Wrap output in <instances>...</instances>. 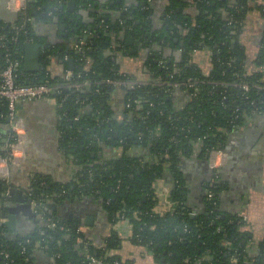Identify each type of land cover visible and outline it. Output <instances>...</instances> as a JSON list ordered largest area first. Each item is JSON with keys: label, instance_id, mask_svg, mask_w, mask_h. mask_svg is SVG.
Instances as JSON below:
<instances>
[{"label": "trees", "instance_id": "obj_1", "mask_svg": "<svg viewBox=\"0 0 264 264\" xmlns=\"http://www.w3.org/2000/svg\"><path fill=\"white\" fill-rule=\"evenodd\" d=\"M73 1L75 12L69 13L60 9L64 0H26L16 19L0 20V71L9 53L21 60L17 84L61 88L60 94L53 95L68 107L60 144L80 166L74 185H41L44 182L37 180L31 186L32 197L41 201L57 196L58 201L67 202L74 196H92L109 224H116L124 215L131 225L130 242L147 249L160 264H264V241L256 255L250 256L233 217L221 212V183L213 184L212 201L205 198L204 209L193 213L184 203L177 171L193 146L199 145L207 159L212 149L224 150L230 133L245 119L264 115V90L259 88L264 87V4L257 8L263 27L257 51L249 61L240 43L251 11L249 0H168L162 25H153L138 0L128 6L125 0ZM188 5L195 9L193 16L183 12ZM86 7L91 8L92 28L82 32L78 12ZM56 16L68 24L73 40L67 43L71 45L36 32L38 24H52ZM63 17H72L78 27ZM30 39L42 46L36 73L23 70L25 44ZM79 41H84L81 51L74 49ZM145 51L143 66L150 84L132 89L94 84L104 79H135L122 71L118 58H135ZM198 53H207L208 71L199 64ZM52 58L62 61L63 74L71 71L69 60H73L70 80H64L63 74H51ZM188 80L197 90L188 87ZM84 81L91 85L68 89L69 84ZM235 84L247 85L248 90ZM176 92L182 95L180 101L175 100ZM116 93L122 120L112 106ZM165 169L179 185L175 184L170 197L173 206L157 213L155 184ZM0 188L2 201V182ZM51 217L56 226L41 227L15 242L3 236L7 230L0 226V264H33L34 248L44 249L56 264H92L86 255L102 264H123L117 254L123 241L120 231L111 229L102 244L94 245L77 232L79 222Z\"/></svg>", "mask_w": 264, "mask_h": 264}, {"label": "crops", "instance_id": "obj_2", "mask_svg": "<svg viewBox=\"0 0 264 264\" xmlns=\"http://www.w3.org/2000/svg\"><path fill=\"white\" fill-rule=\"evenodd\" d=\"M71 1L74 2L73 0H64L60 9H66L67 3ZM135 1L137 0H125V5L133 4ZM188 1L183 0L185 3ZM167 4L168 0H156L153 7L151 6V12L155 14L153 17L156 25L160 24L161 15ZM263 4L264 0L248 1L251 11L247 15L240 36V43L245 47L249 61L257 51L259 36L263 27V21L257 10ZM75 8L76 4L73 12H75ZM81 11L83 10L81 9ZM183 12L193 16L195 9L188 5ZM80 18V24L84 27L83 32L85 29L87 30L86 26L89 25L92 18L87 14ZM36 32L44 38H55L57 28L55 25L41 23L37 25ZM206 54L198 53L196 57L200 59L199 64H202L203 69L208 71L210 65ZM118 64L123 72L130 74L135 79L148 81L147 72L142 66L143 60L140 58L120 56ZM49 71L53 76L63 74L62 61L52 58ZM53 95L41 100L22 102L16 106L17 117L22 119L25 128V160L22 164L12 166L9 169V181L13 188L23 190L24 194L27 190L31 191L32 183L37 180L44 182L41 185L46 183L47 185L63 186L68 184L72 186L77 181L80 171V166L74 164L70 155L65 154L60 144L63 136L62 127L67 120L68 107L59 103ZM118 95V93L115 94V101H113L112 106L118 114V119L122 120L119 116L122 105L117 104L120 102ZM180 99H182V95L176 92L175 100L180 101ZM4 111H6L5 102L0 99V155L4 154L11 136L9 121H6L7 117ZM87 111H90V106ZM261 116L257 118L256 115L245 119L236 128V131L230 133L223 150L226 160L218 172V181L222 187L219 193L220 210L222 213L233 217L232 221L235 222L238 232L243 236L244 243L248 244L247 249L252 257L256 255L259 244L264 241V115ZM189 151L191 154L184 157L179 164L182 166L179 173L183 184L184 203L188 209L196 213L204 209V191L211 182L212 176L209 177L208 175L211 170L207 166V159L203 158L200 153L199 145L193 146ZM118 152L120 153V151ZM167 172L168 169H165L164 176L155 184L158 203L154 211L157 213H164L172 205L170 197L175 188V181ZM5 191L2 194L5 197L3 200L13 203V198L9 194L5 196ZM85 200H88L91 206L85 205ZM45 202L55 204L56 211L49 209L39 211V216H37L39 223L46 217L45 214L47 221L52 219L51 215L54 214L67 221L79 222L78 227L81 229V233L94 245L102 244L104 238L111 232V224H109L107 215L101 211L99 201L93 199L92 196H74L67 202L58 201L57 196H54L49 197ZM1 214L6 215L7 211L0 208ZM4 221L5 219H1V222ZM37 223L31 220L25 223L20 221L18 226L15 225V230L10 231L6 228L7 232H3V236H7L15 242L42 227L41 224ZM119 231L123 241L117 254L123 264H160L155 261L147 249L130 242L131 228L128 225L122 226ZM43 250L42 248H34L33 264H56L52 259L53 257L48 256Z\"/></svg>", "mask_w": 264, "mask_h": 264}, {"label": "built area", "instance_id": "obj_3", "mask_svg": "<svg viewBox=\"0 0 264 264\" xmlns=\"http://www.w3.org/2000/svg\"><path fill=\"white\" fill-rule=\"evenodd\" d=\"M26 0H9L7 3V9L11 12L17 13L18 15L21 14V12L24 11L26 7ZM31 19H27V21H30ZM32 39L29 40L28 43H32ZM84 46V41H79L77 44H74V49L77 51H81L82 47ZM21 60L19 59H13V57L7 53L4 56V67L0 71V99H2L5 102L6 105V117L9 121L10 125V131L11 141L7 142L6 150L4 154L0 155V182L4 184L5 189L8 188L10 185L9 181V169L12 166H18L22 164L25 160V149H24V142H25V128L24 123L22 119L17 117L16 114V106L19 103L26 102V101H32V100H41L43 98L49 97L52 94L58 93L60 94V87L55 86H48L45 84H39V85H20L16 83L17 78V72L20 68ZM261 69H264V67H261ZM64 80H70L72 78L71 71H66L65 74L62 76ZM151 82L140 80V79H130V80H122V81H116L111 79H104L98 82H95V85L99 86H112L115 88H135L136 86H142V85H148ZM189 88H194L197 90L194 83L191 82V80L187 81ZM91 85V82L84 81V82H76L71 83L68 86L69 90H79L82 87H87ZM176 86V84H175ZM235 86H240L244 91L248 90L247 85H238L235 84ZM260 89L264 90V87H259ZM194 96V95H193ZM78 103V101H76ZM82 105H84V102H81ZM226 160V155L223 150L221 149H212L208 153L207 157V166L209 169L213 172L211 182L205 187V198L208 201H212L214 198V191H213V184L219 183L218 181V172L220 168L223 166ZM8 194V190L5 191V195ZM158 197V196H157ZM49 197L46 196L44 200L36 201L37 205L35 206L36 209L39 211H43L42 208L44 206L45 201ZM173 206V203L172 205ZM46 216V214H45ZM47 217V216H46ZM128 225L131 228L130 223L127 219L124 218V215L120 216V221L117 222L114 225H111V229L120 230L122 226ZM56 226V223L52 222V219H48L47 227H54ZM78 233H81V229L78 227L77 229ZM44 232L42 231L41 234ZM4 259L8 260L9 255L8 253H4ZM86 259L90 260L92 264H102V261L100 259L92 258L90 255H86ZM115 264H121L119 262H115Z\"/></svg>", "mask_w": 264, "mask_h": 264}, {"label": "water", "instance_id": "obj_4", "mask_svg": "<svg viewBox=\"0 0 264 264\" xmlns=\"http://www.w3.org/2000/svg\"><path fill=\"white\" fill-rule=\"evenodd\" d=\"M8 1L9 0H0V20L6 23L13 21L18 16L17 13L11 12L7 9ZM74 6H75L74 2L72 1L68 2L67 8H66L67 11L70 13L73 12ZM33 14H36L35 8H33ZM41 47H42L41 44L36 43V42L25 44V55L23 59L24 72L36 73L40 70ZM73 66H74L73 60L70 59L69 67L71 71L73 70ZM6 121L8 122L7 118H6ZM5 190H8V194L11 196V198H13V203L10 201L6 202L5 200H3L5 197L2 196V201L0 202L1 203L0 208L6 210L7 214L0 215V226L8 228V230L12 231V230H15L14 229L15 225L18 226L20 221L22 223H25L31 220L37 223L38 222L37 216H39L40 212L35 207L37 205V202H34L35 199L32 197L31 191L27 190L26 194H24L23 190L21 189L17 190L13 188L11 184ZM47 203L48 202L44 203L42 210L46 211L47 209H49V210L56 211L55 204H47ZM1 219H5V221L1 222ZM47 222H48L47 217H45L43 220H41V223L39 222L38 223L41 224L42 227H46ZM34 232L35 230L32 233H30L28 236H30Z\"/></svg>", "mask_w": 264, "mask_h": 264}, {"label": "flooded vegetation", "instance_id": "obj_5", "mask_svg": "<svg viewBox=\"0 0 264 264\" xmlns=\"http://www.w3.org/2000/svg\"><path fill=\"white\" fill-rule=\"evenodd\" d=\"M102 1V0H101ZM105 1V0H104ZM118 2L117 3H120L121 2V0H117ZM139 1V3L141 4V6L143 7V9H145L147 12H149V14H150V16H149V18H150V20L152 21V23H153V25H156L155 24V22H154V17H155V14H154V12H151V6L153 7V5L156 3V0H148L147 2L145 1V0H138ZM58 3V2H57ZM128 6V5H127ZM90 7V6H89ZM82 8V10L83 11H81L80 13H79V15H80V17L82 16V15H86V14H88V16H90V10H91V8ZM61 8V7H60ZM165 9V8H164ZM84 10H86V11H84ZM127 9L125 8L124 9V11H126ZM153 15H154V17H153ZM73 17V16H72ZM72 17H63L62 19L63 20H67V21H69V22H72L76 27H78V23L72 18ZM80 17H78V20L79 21H81V18ZM164 17H165V10H164V12H163V14L161 15V21H160V25H162V20L164 19ZM49 25H51V26H53V25H55L56 26V28H57V36L55 35V38L56 39H58V41H60L61 43H63V44H66L67 46L68 45H70L69 43H67V42H70L71 40H73L71 37H70V35H68V28H69V26H68V24L66 23V22H64V21H62V22H59V17H55L54 19H53V23L52 24H49ZM91 25H92V19H91V21H90V23H89V25H87L86 26V28H87V31H89V30H91ZM74 31V29L73 28H71V32H73ZM39 36H41L42 37V35H40V34H38ZM52 39H53V37H51ZM51 38H47L48 40H51ZM55 39V41L57 42V40ZM132 40L131 39H129V43L131 44L132 42H131ZM175 42H177L178 40L177 39H175L174 40ZM55 42V43H56ZM162 44V43H161ZM180 46H181V44H180ZM159 50H161V49H159ZM206 52H207V50H206ZM148 53V51H145V52H142V53H140V55H138V58H140L141 60H144V58H145V55ZM174 53H175V55H176V53H178V48H175L174 49ZM131 54L133 55L134 54V51L133 50H131ZM166 56V55H165ZM124 57H130V56H124ZM134 58V57H133ZM142 66H143V64H142ZM143 68H144V70H146V68L143 66ZM204 158V157H203ZM205 161V160H204ZM180 168H182V166L180 165H178L177 166V171L179 172V170H180ZM168 173V175L169 176H171L172 177V179H174V177L172 176V173H170L169 171L167 172ZM208 175H209V177L210 176H212L213 175V172L212 171H209L208 172ZM175 181V180H174ZM175 184L176 185H179V182H177V181H175ZM156 186V185H155ZM174 190V189H173ZM156 192V191H155ZM173 192V191H172ZM172 194V193H171ZM84 204L85 205H89V206H91L90 205V202L88 201V200H85L84 201Z\"/></svg>", "mask_w": 264, "mask_h": 264}]
</instances>
